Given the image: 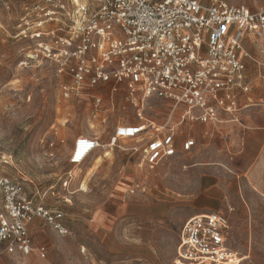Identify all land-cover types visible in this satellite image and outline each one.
Segmentation results:
<instances>
[{"label":"rangeland","instance_id":"374dc122","mask_svg":"<svg viewBox=\"0 0 264 264\" xmlns=\"http://www.w3.org/2000/svg\"><path fill=\"white\" fill-rule=\"evenodd\" d=\"M34 1L0 0V176L22 178L31 194H45L48 207L65 213L70 234L38 221L33 237L47 248V259L0 255V264H175L184 223L209 213L202 212L209 205L228 218L229 246L248 257L243 264H264V146L242 149L224 133L154 170L140 169L141 157L130 152L135 141L110 147L117 124L138 123L125 93L112 98L105 90L103 112L94 119L88 100L63 99L48 67L21 64L28 43L14 36ZM227 1L264 9V0ZM248 49L253 93L264 90V38ZM169 108L149 100L144 115L161 124ZM86 134L98 136L104 148L74 167V137ZM69 174L73 181L64 186Z\"/></svg>","mask_w":264,"mask_h":264},{"label":"built area","instance_id":"2783aa9c","mask_svg":"<svg viewBox=\"0 0 264 264\" xmlns=\"http://www.w3.org/2000/svg\"><path fill=\"white\" fill-rule=\"evenodd\" d=\"M245 35L264 38V9L227 0H35L26 6L15 39L28 43L22 65L46 66L59 79L65 101L88 100L94 119L104 109V92L137 107L136 124H118L110 147L121 140L143 145L139 168L154 170L195 141H179V128L197 123H240L250 90ZM170 104L167 119L156 124L145 103ZM69 120V119H68ZM100 139L79 135L69 163L82 166ZM134 154L139 147L132 148ZM73 181L69 174L63 185ZM31 194L22 178L0 176V254L47 259L32 226L40 221L60 236L70 229L65 213ZM230 224L211 212L183 225L175 264H243L229 246Z\"/></svg>","mask_w":264,"mask_h":264},{"label":"crops","instance_id":"0c3cea01","mask_svg":"<svg viewBox=\"0 0 264 264\" xmlns=\"http://www.w3.org/2000/svg\"><path fill=\"white\" fill-rule=\"evenodd\" d=\"M261 40L262 39L258 40L251 35H245L243 38V45L246 51L251 55L248 48L252 46V44L257 43ZM248 62L249 60L245 61L246 63L245 74L247 78V83L249 84L248 73H247ZM249 68L251 71L252 67L249 66ZM249 87H250V84H249ZM251 91H252V88L250 87L249 92L242 95V104L246 105L247 108H245V110L240 114V123H228L226 125H217V124L203 125V124L197 123L192 126L185 125L179 128L178 143L180 144L181 141L186 140V139H192L193 141H195V145H196L193 148V150H197L201 146L206 145L207 143H210V142L212 143L213 141L212 138L214 137L217 138L219 135L221 134L223 135L224 133H226L228 134V136L231 137L232 140L238 139V142H240L242 149H244V147H248L251 142L253 143L256 142L258 147L262 148L264 146V90L259 91L258 89H255L253 93H251ZM241 121L243 122V124L241 123ZM77 136L74 137V140L77 138ZM85 136L96 137L100 139L96 135L91 136V135L86 134ZM110 143H111V138H110ZM136 144H137L136 146L139 147V152L136 154H138L142 159L143 145L137 142ZM99 150L100 149L96 150L89 157V159L93 157L96 153H98ZM130 152H131V155H135L132 149L130 150ZM71 153H72V149H71ZM212 211H215V208L212 205H209V206L204 207L202 212L211 213ZM36 224L37 222L32 226V231H33V228L36 226ZM32 235H33V232H32ZM0 255H5V254H0Z\"/></svg>","mask_w":264,"mask_h":264},{"label":"bare ground","instance_id":"6f19581e","mask_svg":"<svg viewBox=\"0 0 264 264\" xmlns=\"http://www.w3.org/2000/svg\"><path fill=\"white\" fill-rule=\"evenodd\" d=\"M245 258L247 259L248 257H242V261H244ZM246 259H245V260H246Z\"/></svg>","mask_w":264,"mask_h":264}]
</instances>
